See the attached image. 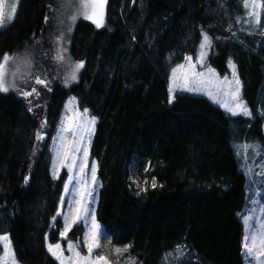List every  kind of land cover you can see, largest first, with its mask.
I'll list each match as a JSON object with an SVG mask.
<instances>
[{"label": "trees", "instance_id": "obj_1", "mask_svg": "<svg viewBox=\"0 0 264 264\" xmlns=\"http://www.w3.org/2000/svg\"><path fill=\"white\" fill-rule=\"evenodd\" d=\"M242 2L106 0L100 29L84 19L73 26L68 57L83 62L77 83L42 93L39 113L0 92V235H9L20 264H57L44 246L48 231L55 243L61 228L58 219L52 225L61 181L50 176L48 145L68 96L96 119L95 220L112 245H131L139 264H162L178 247L189 254L178 264L245 263L246 178L232 144L253 138L264 147V38L232 37ZM53 8V0H20L0 31V59L28 49L44 60ZM201 31L213 42L210 66L223 75L233 60L255 120L200 97L168 104V56L176 63L194 55Z\"/></svg>", "mask_w": 264, "mask_h": 264}, {"label": "rangeland", "instance_id": "obj_2", "mask_svg": "<svg viewBox=\"0 0 264 264\" xmlns=\"http://www.w3.org/2000/svg\"><path fill=\"white\" fill-rule=\"evenodd\" d=\"M20 0H2L3 4V12H4V24L6 25L3 28H0V31L8 27L14 20L17 8L19 5ZM54 1V8L52 10V16L50 19L52 32L49 35V47L45 48V57L44 60H38L37 57L31 53L28 49L23 50L22 52L18 53L14 57L16 58L14 61L9 62L8 72L6 76L7 83L12 85L8 92L2 93H13L17 95L22 100L26 101L28 105H30L32 112L39 113L43 107V97L42 93L50 91V88L55 85L59 84L63 87L65 86V82L67 81V87L72 84L77 83L78 76L82 68L78 71L75 70L76 62L72 61L68 57V42L69 38L73 29V26L79 19H84L83 16H78L75 22H73L70 17L74 14L76 9L79 7V0H53ZM16 5V12L14 18L9 21V17L12 16V6ZM106 6V4H105ZM105 11V9H104ZM92 23L95 27L96 25L89 19H84ZM239 21V22H237ZM104 22V16H103ZM102 22V24H103ZM97 28V27H96ZM101 27L97 28L100 29ZM202 33L206 34L204 31H201V38L199 44L197 46L196 52L194 55L185 56L191 57V61L182 59L181 62H172L173 56H168V62L170 63V67L168 70V104L171 105L173 103L174 97L177 95H186V96H193V97H200L208 100L212 105L221 109L227 116L229 117H244L250 120H255L253 115L247 116L243 114L232 115L231 112L227 111L224 107L221 106L220 102H214L212 98L209 97L207 91L211 90L214 95H216V88L208 89V88H200L199 91H185V81L183 79L184 72L187 69L189 63L194 64L195 72L196 73H204L205 80H211L216 84L217 88H227V84L225 82V78L228 81H233V88L235 87L234 84V77L233 71L229 66V60H233L229 58L226 62V69L227 72L223 75L219 74L215 68L210 66L209 64V57L212 55V47L213 42L211 40V46H205L201 49L202 43ZM232 37L235 38L237 35H255L256 37L264 38V13L261 15L260 24H256L253 20L246 15V11L243 7L242 2V12L241 15L236 19V25L234 30L231 32ZM60 54L63 56L62 61H57L56 57ZM203 54V62L201 63V56ZM25 61L28 63L26 64ZM30 65V66H29ZM178 65H185V69H181L177 72L176 77L173 78L172 70L177 68ZM235 65V64H234ZM19 69V70H18ZM209 69L212 71L209 72ZM16 73L13 76V73ZM75 72L76 79L72 80L71 76ZM236 75L238 77L237 71ZM40 77L42 79L47 80V86L38 85L35 83V78ZM239 78V77H238ZM240 80V79H239ZM241 88H240V98L244 102L242 97L243 86L240 81ZM170 85L172 87V91L170 93L169 88ZM66 87V88H67ZM188 87L198 88L199 85L190 83ZM35 88L39 92V96L33 94L29 96L27 99L21 94L22 92H31L32 89ZM171 96V103H169V99ZM73 96H68L62 105L61 111L58 115V120L55 125L54 132L50 138L49 145H48V167L49 173L51 178L59 182L61 181V190L57 200L56 211L54 214L55 219H52L53 223L58 219L61 223L60 232L63 231L65 227V216L68 217V222L75 216L74 210L79 207L77 203L80 200V192L83 189L82 181L87 180V186L91 191V195L85 197V208L86 211L82 213L81 220L77 224L73 225L71 230L67 233L66 238L61 239L59 233V239L57 242L61 243L65 256L70 255L67 251V244L69 241L72 242H79V249L82 255H87V248L84 247V236L85 232L91 226V215L90 213H94L98 203V193L100 189V184L97 179L96 171L95 177L96 182L92 184V165H95V169L97 170L96 162L90 158V144L93 138L95 124H89V128L91 131L85 135L84 137V147L87 149L86 154L81 151L74 153L76 158V167L73 169L72 173H69L68 168L60 167V159L57 158L56 149L59 145V135L60 129L64 127L67 122L68 118L73 116L74 113L83 114L84 108L80 107L76 98L73 100ZM228 100V97L223 96L222 94L217 95V101H225ZM245 103V102H244ZM246 104V103H245ZM66 105L68 106L66 108ZM247 106V105H246ZM42 107V108H41ZM248 108V107H247ZM258 114L263 117L264 119V111L258 110ZM93 116L87 111V115L85 117V123L90 121ZM44 117L41 116V127L45 128V120ZM262 134L264 136V121L261 124ZM46 130V129H45ZM64 136L66 137L67 141L72 140V134L69 132H65ZM57 138V139H54ZM251 146L248 148L247 153L245 154L243 146ZM232 148L234 150L239 170L245 175L246 184H245V193H246V205L242 213H240V218L243 226V240H242V248H243V255H244V264H257V261L253 258V256H248L244 254L245 244H251L252 241L245 240V237L252 236L256 233L257 229L260 226L261 222H264V176L258 175L262 170V165H264V147H262L257 140L251 138L244 140L242 142L233 143ZM255 149V150H253ZM84 164H87V167L84 168L83 173L80 172L81 167ZM250 170V171H249ZM54 175L56 178H54ZM72 175V180L69 182V176ZM65 183H68V191L65 192ZM61 212L60 216H57V211ZM53 217V218H54ZM245 218H248V222H245ZM87 225V227H86ZM100 225V224H99ZM51 230V229H50ZM100 233H101V240L100 244L101 247L96 250L97 255H104L107 259L111 262V264H131L129 261V257L135 261V264H139L137 260L128 253V249L126 252L122 251L120 254L116 253V249L119 248L123 250L126 246L123 247H116L111 244L108 237L103 233V228L100 225ZM5 235V234H3ZM8 235V234H7ZM2 236V235H0ZM9 236V235H8ZM47 236V243H52L50 241V234L49 231L45 235ZM10 240V237H9ZM55 242V243H57ZM52 243V244H55ZM10 249L8 250L9 253H14L13 246L10 241ZM44 246L47 253H50L47 250L46 240L44 238ZM181 250H183L181 252ZM119 255V259H118ZM256 255V253H254ZM50 257L58 264V262L50 255ZM0 258H6L8 264H12V259L10 255L6 256L5 249L3 243H0ZM189 258V254L183 247L176 248L173 252L167 253L163 257L162 264H178L181 261L187 260ZM16 264H20L15 258ZM260 264H264V259L261 260Z\"/></svg>", "mask_w": 264, "mask_h": 264}, {"label": "snow or ice", "instance_id": "obj_3", "mask_svg": "<svg viewBox=\"0 0 264 264\" xmlns=\"http://www.w3.org/2000/svg\"><path fill=\"white\" fill-rule=\"evenodd\" d=\"M106 0H79V7L76 9L74 14L70 17V19L75 22L78 16H83L84 19L91 20L97 28L102 26L103 16H104V9H105ZM243 7L246 11V15L250 17L254 23L260 24L261 15L264 13V0H243ZM16 12V5L12 6V16L9 17V21L14 18ZM47 20V17L45 18ZM239 22V21H237ZM4 24V12H3V4L2 0H0V28L5 27ZM205 46H211V39L207 34L202 33V43L201 49ZM16 58L14 56H10L9 54H5L2 59H0V92H8L12 85H9L6 80L9 62L14 61ZM57 61H62L64 58L62 55L58 54L56 57ZM186 60L189 62L191 61V57H185ZM203 62V54L201 56V63ZM27 64L28 62L25 61ZM30 66V65H29ZM229 66L233 71L234 77V84L235 87L233 88V81H228L225 78V82L227 84V88H217L216 84L211 80L204 79V73H196L195 72V65L189 63L187 69L184 72V81L185 91H199L200 88H216V95L213 94L211 90L207 91V94L210 98L213 99L214 102H220L221 106L224 107L227 111L231 112L232 115L243 114L247 116H251V111L247 108L246 104L240 98V80L236 75V66L229 60ZM83 67V62H77L75 64V70L78 71L80 68ZM181 69H185V65H178L177 68L172 70L173 78L176 77L177 72ZM19 70V69H18ZM212 70L209 69V72ZM16 73H13L15 76ZM72 80L76 79L75 72H73L71 76ZM35 83L38 85L47 86V80L42 79L40 77L35 78ZM190 83L199 85L198 88L188 87ZM65 86L67 87V81L65 82ZM169 91L171 93L172 87L170 85ZM25 99L33 94L39 96V92L33 88L31 92H22L21 93ZM222 94L223 96L228 97V100L225 101H217V95ZM74 100V98H73ZM169 103H171V96L169 99ZM68 106L66 105V108ZM29 111H32L29 108ZM87 109L84 110V113L81 115L79 113H74L73 116L68 118L67 124L60 129L59 135V145L56 149L57 158L62 159L60 160V167L68 168L69 173H72L73 169L76 167V158L74 153L83 151L85 154L87 149L83 146L84 145V137L87 135L91 129L89 128V124H95V118L93 117L90 121L85 123V117L87 115ZM65 132H69L72 134V140L69 142L67 141L66 137L64 136ZM36 138L38 141L43 139V135L40 132H37ZM57 139V138H54ZM251 146H243L245 154L247 153L248 148ZM255 150V149H253ZM87 167V164H84L81 167L80 172L83 173L84 168ZM264 169V165L261 166ZM95 165H92V184H95L96 177H95ZM250 171V170H249ZM258 175L264 176V170H262ZM54 178L56 176L54 175ZM27 177L25 181L27 182ZM72 180V175L69 176V182ZM135 182V181H134ZM83 185V189L80 192V200L77 202L79 207H77L74 212L75 216L68 222V217L65 216V227L63 231L60 232L61 239L66 238L67 233L71 230L72 226L80 222L82 213L86 211L85 208V197L91 195V191L87 186V180L81 182ZM153 187H155V183H153ZM68 191V183H65V192ZM61 212L57 211V216H60ZM91 215V226L88 231L85 232L84 236V247L87 248V255H82L79 249V242H72L69 241L67 244V251L70 255L65 256L64 249L61 243L57 242L55 244L47 243V236L45 237L47 250L50 255L58 262V264H111V262L105 257L104 255H97L96 250L101 247L100 240H101V233H100V225L95 220L94 213H90ZM55 219V217L53 218ZM245 222H248V218H245ZM87 227V225H86ZM251 240V244H245L244 254L248 256H253V258L257 261V264H260L261 260L264 259V222L260 223L259 228L257 229L256 233L250 237L246 236L245 240ZM0 243H3L6 256L10 255L12 259V264H16L15 261V254L9 253L8 250L10 249V240L7 234L0 236ZM131 247V245L126 246L123 250L117 248L116 253L120 254L122 251L126 252L127 249ZM183 250H181L182 252ZM256 253V255H254ZM119 259V255H118ZM129 261L131 264H135V261L129 257ZM0 264H8L6 258H0Z\"/></svg>", "mask_w": 264, "mask_h": 264}]
</instances>
